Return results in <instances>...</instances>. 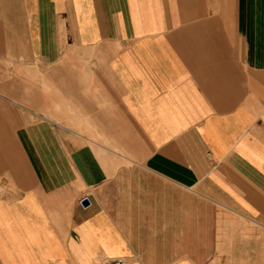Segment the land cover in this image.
<instances>
[{
    "label": "crops",
    "instance_id": "0c3cea01",
    "mask_svg": "<svg viewBox=\"0 0 264 264\" xmlns=\"http://www.w3.org/2000/svg\"><path fill=\"white\" fill-rule=\"evenodd\" d=\"M112 258L264 264V0H0V264Z\"/></svg>",
    "mask_w": 264,
    "mask_h": 264
},
{
    "label": "built area",
    "instance_id": "2783aa9c",
    "mask_svg": "<svg viewBox=\"0 0 264 264\" xmlns=\"http://www.w3.org/2000/svg\"><path fill=\"white\" fill-rule=\"evenodd\" d=\"M106 264H125V263L122 258H112V259L106 260Z\"/></svg>",
    "mask_w": 264,
    "mask_h": 264
},
{
    "label": "water",
    "instance_id": "95a60500",
    "mask_svg": "<svg viewBox=\"0 0 264 264\" xmlns=\"http://www.w3.org/2000/svg\"><path fill=\"white\" fill-rule=\"evenodd\" d=\"M82 203L87 204L88 203V199H83Z\"/></svg>",
    "mask_w": 264,
    "mask_h": 264
}]
</instances>
